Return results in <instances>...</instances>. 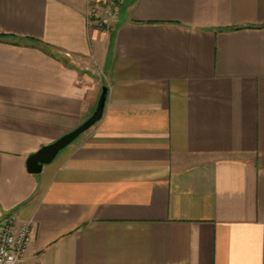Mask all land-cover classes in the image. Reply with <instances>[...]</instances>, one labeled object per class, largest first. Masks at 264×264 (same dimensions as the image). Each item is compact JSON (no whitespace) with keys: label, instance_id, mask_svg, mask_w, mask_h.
Masks as SVG:
<instances>
[{"label":"crops","instance_id":"1","mask_svg":"<svg viewBox=\"0 0 264 264\" xmlns=\"http://www.w3.org/2000/svg\"><path fill=\"white\" fill-rule=\"evenodd\" d=\"M0 0V221L20 264H264V0ZM102 118L37 174L26 160Z\"/></svg>","mask_w":264,"mask_h":264},{"label":"water","instance_id":"2","mask_svg":"<svg viewBox=\"0 0 264 264\" xmlns=\"http://www.w3.org/2000/svg\"><path fill=\"white\" fill-rule=\"evenodd\" d=\"M107 92L108 88L103 86L93 113L78 127L62 135L54 142L44 145L35 153L29 155L26 160L28 172L33 174L40 173L44 165L51 163L63 149L69 146L83 132L88 130L102 118L107 99Z\"/></svg>","mask_w":264,"mask_h":264},{"label":"built area","instance_id":"3","mask_svg":"<svg viewBox=\"0 0 264 264\" xmlns=\"http://www.w3.org/2000/svg\"><path fill=\"white\" fill-rule=\"evenodd\" d=\"M31 239L30 221H18L14 215L3 218L0 221V264H20Z\"/></svg>","mask_w":264,"mask_h":264},{"label":"rangeland","instance_id":"4","mask_svg":"<svg viewBox=\"0 0 264 264\" xmlns=\"http://www.w3.org/2000/svg\"><path fill=\"white\" fill-rule=\"evenodd\" d=\"M90 17L101 31L110 33L115 26L123 0H91Z\"/></svg>","mask_w":264,"mask_h":264}]
</instances>
